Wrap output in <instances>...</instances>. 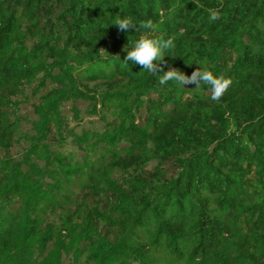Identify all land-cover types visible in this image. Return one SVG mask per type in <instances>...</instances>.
<instances>
[{"label":"trees","instance_id":"trees-1","mask_svg":"<svg viewBox=\"0 0 264 264\" xmlns=\"http://www.w3.org/2000/svg\"><path fill=\"white\" fill-rule=\"evenodd\" d=\"M198 4L0 0V264H264V0ZM214 8L223 17L209 21ZM124 16L135 29H117ZM148 20L155 32L139 28ZM141 36L174 41L171 67L231 85L218 101L203 86L161 85L123 63ZM92 82L104 91H84ZM46 86L15 162L16 101ZM77 100L99 129L68 130L62 106L78 116ZM152 161L153 179L137 174Z\"/></svg>","mask_w":264,"mask_h":264},{"label":"clouds","instance_id":"clouds-1","mask_svg":"<svg viewBox=\"0 0 264 264\" xmlns=\"http://www.w3.org/2000/svg\"><path fill=\"white\" fill-rule=\"evenodd\" d=\"M195 4L199 6L198 0H195ZM222 17L223 12L220 8L209 9V21H217L222 19ZM113 24L121 32L135 29L137 25L127 16L116 19ZM139 28L150 29L153 32L157 30L151 20L139 24ZM174 47V41L171 38L141 36L131 45L130 50L126 51L123 63L127 65L131 61L133 65L141 66L142 70L150 74H158L161 85H166L169 81H173L182 88H185V85L189 84L194 85V89H199L203 86L210 90V99L218 101L231 85V79L223 74H214L213 71L202 66L194 70L190 76L177 68L171 67L166 64L164 57L169 56L165 55V53Z\"/></svg>","mask_w":264,"mask_h":264},{"label":"rangeland","instance_id":"rangeland-1","mask_svg":"<svg viewBox=\"0 0 264 264\" xmlns=\"http://www.w3.org/2000/svg\"><path fill=\"white\" fill-rule=\"evenodd\" d=\"M50 91L55 89L54 86H46L45 88L37 91L35 88H31L25 92L24 96H21L19 100L16 101L18 105V112L16 116L21 119V124L17 132H15L13 136V143L10 144L8 155L15 161H21L26 148L28 147V143L26 142V138L34 134L33 132V122L36 121V116L34 114V107L38 103V96L45 91ZM105 89L102 83L92 82L87 83L84 87V91L101 93ZM39 93V94H38ZM88 102L84 100H77L74 104V108L78 110V116H75L71 113L70 105L64 104L62 106L63 109V117L67 119V127L68 130L74 129L76 133H80V131L86 130H94L99 129L101 124L99 121H95L94 118H90L86 109L88 108ZM75 117H79L76 119ZM54 139L50 138L49 144L53 145ZM69 142V140H68ZM158 166L157 162H150L144 170H140L137 174L140 176H144L149 179H153V172L155 168ZM161 174L165 175L167 179L174 177L178 173V169L172 164L165 165L161 167ZM96 227L100 231V233L104 236V238L108 241H112L115 229L110 227L109 225L103 224L101 222H96ZM61 264H92L87 261L84 256L79 257L77 261L74 260L72 254H63L61 259Z\"/></svg>","mask_w":264,"mask_h":264}]
</instances>
